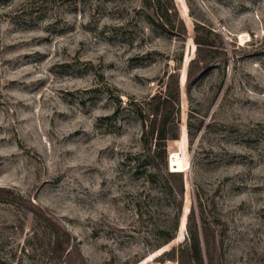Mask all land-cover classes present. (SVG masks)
<instances>
[{
    "label": "rangeland",
    "instance_id": "1",
    "mask_svg": "<svg viewBox=\"0 0 264 264\" xmlns=\"http://www.w3.org/2000/svg\"><path fill=\"white\" fill-rule=\"evenodd\" d=\"M173 3L184 40L142 0H0V264H179L189 216L211 264H264V0ZM197 19L228 59L209 52L189 92ZM176 67L166 162L184 194L163 243L174 205L151 182L135 110ZM40 209L72 237L60 260Z\"/></svg>",
    "mask_w": 264,
    "mask_h": 264
},
{
    "label": "trees",
    "instance_id": "2",
    "mask_svg": "<svg viewBox=\"0 0 264 264\" xmlns=\"http://www.w3.org/2000/svg\"><path fill=\"white\" fill-rule=\"evenodd\" d=\"M142 2L149 9L146 17L151 25L166 33L181 37L184 40L186 26L182 18L179 17L173 0H142ZM193 31L196 54L191 58L187 67L186 85L189 92L190 85L201 74L208 71L211 66L213 55L209 54V52L219 54L224 64L228 59L226 49L221 47V45L215 44L216 37L220 35L212 26L197 19L194 20ZM180 61H182L181 56L176 63L180 64ZM215 65H219V63L217 62ZM178 68H173L169 73H165L166 78L162 84V88L154 93L148 101L141 102L135 110L142 126V142L152 153L150 161L154 164L153 169L155 170V174H149L151 182L160 188V190L165 191L171 197L174 205L172 214L173 224L167 228L159 229V232L165 237L163 243L169 242L174 238L180 222L179 218L182 211L184 194V177L182 172L169 170L166 162L167 141L177 139L180 129ZM147 157H145L144 164L148 161ZM33 215L36 217L35 213ZM38 216L47 221L46 226L51 232L48 251L50 257H55L57 260L62 259L70 251L69 249L72 244V237L69 231L58 223L53 222L50 216L46 215L45 217L41 209ZM200 218L204 222L203 216H200ZM192 219L193 217L191 216L187 218V241L178 250L179 257L177 259L179 264H211L213 254L208 245L205 248L202 247L198 228L195 224H192ZM201 229L203 241H205L203 227ZM171 257L175 259V251Z\"/></svg>",
    "mask_w": 264,
    "mask_h": 264
},
{
    "label": "bare ground",
    "instance_id": "3",
    "mask_svg": "<svg viewBox=\"0 0 264 264\" xmlns=\"http://www.w3.org/2000/svg\"><path fill=\"white\" fill-rule=\"evenodd\" d=\"M239 36H240V37H239V39H240V40H243V38H245V37H246L245 35H242V34H241V35H239Z\"/></svg>",
    "mask_w": 264,
    "mask_h": 264
},
{
    "label": "water",
    "instance_id": "4",
    "mask_svg": "<svg viewBox=\"0 0 264 264\" xmlns=\"http://www.w3.org/2000/svg\"><path fill=\"white\" fill-rule=\"evenodd\" d=\"M168 161H169V157H168ZM170 167V166H169ZM178 229H179V226H178Z\"/></svg>",
    "mask_w": 264,
    "mask_h": 264
}]
</instances>
